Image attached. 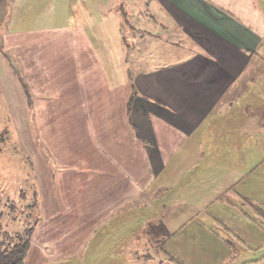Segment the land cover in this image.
I'll use <instances>...</instances> for the list:
<instances>
[{"label":"crops","instance_id":"1","mask_svg":"<svg viewBox=\"0 0 264 264\" xmlns=\"http://www.w3.org/2000/svg\"><path fill=\"white\" fill-rule=\"evenodd\" d=\"M114 1L112 26L131 27L134 10L141 19L113 55L119 65L99 61L78 14L82 2L74 9L69 0L54 4L62 17L78 14L75 24L64 18L48 32L67 42V59L76 61L62 73L69 78L61 92L76 87L78 110L58 119L46 106L39 134L45 154L31 147L39 223L24 264H175V252L166 249L180 229L169 228L174 205L162 204L171 201L166 191L193 186L198 179L189 172L203 165L197 178L205 181L207 147L215 155L212 134L240 133L242 96L264 80V0ZM22 3L0 0V49L19 42L12 50H29V72L36 75L41 41L17 31ZM52 86L47 79L33 89L48 99L61 96ZM132 87L137 95L128 115ZM251 115L264 128V103ZM67 121L76 124L66 129ZM220 163L216 157L215 169L227 170ZM238 169L217 175L214 181L226 187L221 196L248 198L238 191Z\"/></svg>","mask_w":264,"mask_h":264},{"label":"rangeland","instance_id":"2","mask_svg":"<svg viewBox=\"0 0 264 264\" xmlns=\"http://www.w3.org/2000/svg\"><path fill=\"white\" fill-rule=\"evenodd\" d=\"M57 1L60 0H52L49 4L50 0H22L23 8L17 14V31H32L33 38L41 41L37 49L42 52V59L35 67L36 75L29 72V50H12V46H18L19 42L10 43L7 50L0 49V242L5 240V234L13 237L24 230L27 214L35 217L33 208L38 202V195L30 153L31 147L36 144L45 154L43 136L39 134L44 127L46 106L55 110L58 119L68 111L78 110L76 98L73 99L76 87L71 85L63 91V95L61 92L62 85L69 78L62 73L76 61L72 58L68 60L72 54L67 52V42L59 34L48 32L51 28L60 29L63 26L61 19L64 18L75 24L79 14L86 19V32L91 40L94 38L90 44L100 54L99 61L119 65L121 59L113 55L122 50L121 40H128L133 34L131 28H139L141 21L134 10L133 16L128 18L131 27L112 26L114 0H69L70 8L74 9V5L80 2L82 7L78 14L70 10L67 16L62 17L58 9L55 11ZM22 44L27 45L28 41ZM47 79L52 80L53 90L61 96L48 99L42 96L43 91L42 94H35L34 84L44 87ZM66 95L69 96L68 102H64L67 101ZM262 98L264 80L251 86L242 96L239 106L240 133L224 139L227 133H222V129L214 131L210 139L214 143L215 155L212 158L208 155V147L204 152L208 159L205 166L209 163V168L204 171L207 175L205 181L197 178L203 165L189 172L191 177L198 179L193 186L181 183L166 191L167 199L171 198V201L166 200L162 204L174 205L167 213L168 218L171 217L167 220L169 228L180 229L172 236L171 249L166 250H173L185 264H264V128L262 124L258 126L256 118L251 115L252 110L264 103ZM236 114L234 110V118ZM226 119L231 122V115L223 120ZM55 123L48 124L52 127ZM66 124L68 129L69 125L76 123L67 121ZM216 157L227 170L215 169L217 167L213 163ZM236 167L239 168L240 178L238 191L249 199L230 192L221 196L220 192L226 187H219L214 181L217 175H229ZM232 189L235 190L234 187ZM30 205H33L32 208ZM151 249L158 250L155 247ZM145 253L146 258L152 255L149 250Z\"/></svg>","mask_w":264,"mask_h":264},{"label":"trees","instance_id":"3","mask_svg":"<svg viewBox=\"0 0 264 264\" xmlns=\"http://www.w3.org/2000/svg\"><path fill=\"white\" fill-rule=\"evenodd\" d=\"M136 95L135 88L132 87V95L129 97L126 104L128 115L131 113V106ZM32 206L33 205H30V208H32ZM34 207L36 208L37 206L35 205ZM26 218L27 223L21 233L15 234L13 237H9L8 234L3 236L5 240L8 239V241L5 242V240H3L0 242V264H24L30 246L31 237L39 223V218L37 216L33 218L30 213L29 215H26ZM171 260H173L175 264H185L179 258L171 257Z\"/></svg>","mask_w":264,"mask_h":264}]
</instances>
